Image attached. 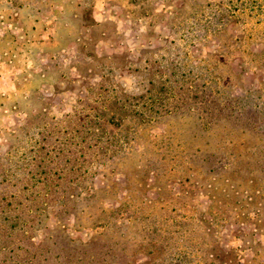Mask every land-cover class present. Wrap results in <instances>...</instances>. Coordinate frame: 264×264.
Here are the masks:
<instances>
[{
  "label": "rangeland",
  "instance_id": "1",
  "mask_svg": "<svg viewBox=\"0 0 264 264\" xmlns=\"http://www.w3.org/2000/svg\"><path fill=\"white\" fill-rule=\"evenodd\" d=\"M0 264H264V0H0Z\"/></svg>",
  "mask_w": 264,
  "mask_h": 264
},
{
  "label": "trees",
  "instance_id": "2",
  "mask_svg": "<svg viewBox=\"0 0 264 264\" xmlns=\"http://www.w3.org/2000/svg\"><path fill=\"white\" fill-rule=\"evenodd\" d=\"M32 202L35 205V203L37 201L32 200ZM67 202H70V201L61 200V202H60L61 206L65 207V203H67ZM38 203H39V207L40 208H38V206H37ZM50 203H51V201L49 199H46V200H44L42 202L39 201V202L36 203L37 210H34V213L31 210L32 213H33L32 215H35V219L37 220V221L36 220L32 221L31 224H30V229H31L32 232H37V231H39L41 229H44V227H42V226L45 225L44 221L46 220L47 216H46V214L44 215V213L42 214V210H44L45 208L48 209L49 207H51L52 204H50ZM52 203H58V201L53 200ZM40 209H41V213H39Z\"/></svg>",
  "mask_w": 264,
  "mask_h": 264
}]
</instances>
